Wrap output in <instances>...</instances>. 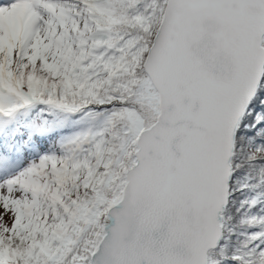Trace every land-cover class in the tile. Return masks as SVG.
Here are the masks:
<instances>
[{"label": "snow or ice", "instance_id": "6c2138e0", "mask_svg": "<svg viewBox=\"0 0 264 264\" xmlns=\"http://www.w3.org/2000/svg\"><path fill=\"white\" fill-rule=\"evenodd\" d=\"M0 264H264V0H0Z\"/></svg>", "mask_w": 264, "mask_h": 264}]
</instances>
